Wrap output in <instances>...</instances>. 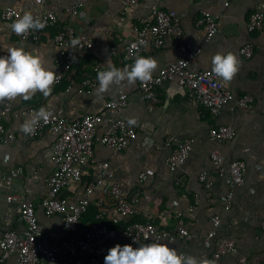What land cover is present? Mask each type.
Returning <instances> with one entry per match:
<instances>
[{
    "label": "crops",
    "instance_id": "obj_1",
    "mask_svg": "<svg viewBox=\"0 0 264 264\" xmlns=\"http://www.w3.org/2000/svg\"><path fill=\"white\" fill-rule=\"evenodd\" d=\"M227 1L228 5L225 6V0H140L137 7L125 10L121 0H57L55 9L61 22L71 21L73 26L79 27L82 24L80 19L71 18L69 12L72 7L81 5L80 10L85 19L89 20L80 32L90 38L94 46L85 57L78 59L77 69L73 73H78L79 69L80 75H76V80L72 79L75 83L92 76L90 74L96 64L102 65L105 70L113 65L120 69H130L135 59L125 61L122 57L110 56L106 47L128 42L132 38L131 26L139 18H149L153 8L175 10L181 20L182 41L202 49V53L191 65L192 70L212 68V59L218 53H232L237 57L240 62L239 71L226 84L235 97L250 95L253 98L249 111L232 103L225 106L219 115L211 116L206 109L195 103L191 93L180 87L176 80L158 89L161 102L153 109H148L137 82L127 84L124 91L128 93L129 100L122 116L127 123L129 120L136 121L134 125H128L135 129L137 138L123 152L95 144L94 158L109 164L115 174V182L121 185L128 197L139 190L141 195L138 205L142 211L153 216L157 226L175 231L179 221L190 223L189 228L197 234L194 240L162 243L175 248L178 254L193 256L199 264H211L212 247H205L202 237L210 229L212 216L218 214L222 223L215 241H233L235 252L212 264H239L240 259L245 260L244 264H264V32L249 33L246 30L249 15L258 8L264 9V0ZM13 5L22 15L42 13L44 10L34 5L32 0H15ZM202 11L218 15L220 22L218 33L208 42L205 41L204 31L194 24L195 18ZM12 23H0V56L8 55V49L13 47L23 48L30 53L38 51L45 67L55 73L56 48L52 43V31L47 30L39 43L20 41L11 31ZM246 44L253 48L250 59L243 58L239 53L240 48ZM176 49L177 42L168 38L160 49L151 48L143 56L156 61L157 67L152 75L176 60ZM66 83L69 84V78L48 96L37 91L31 94L30 99L18 97L9 101L14 111L44 107L47 111L60 112L62 116L76 120L86 114L100 112L103 103L115 98L120 89L113 86L98 97L95 94L98 86L79 95L74 88L67 92ZM1 108L0 104V111ZM26 120L15 119L12 115L3 119L5 128L13 131L17 139L10 145L0 142V239L9 229L19 234L24 231L18 208L5 201L6 196L16 194L35 206L43 239L60 243L68 238L62 231L61 217L55 215L48 218L41 208L46 193L45 180L53 172L51 156L54 135L45 131L37 138H29L20 131V125ZM218 125L232 126L235 137L222 144L211 142L208 131ZM168 137L178 141L192 138L195 141L187 161L175 172H169L164 163L168 150L163 144ZM212 150H218L226 162L242 160L246 164L244 183L237 189L233 206L228 212L222 209L221 198L225 186L211 165ZM14 168H21V174L7 186L4 180L8 179ZM143 172L147 178L143 183H138V176ZM201 172L213 181L211 202L202 198V186L197 181ZM94 175V165L86 166L81 182L70 185L64 191L65 196H80L84 187L93 181ZM196 195L201 197V205L189 214L187 207L193 203ZM90 205L97 214L93 221L95 224L91 223V226L99 225L102 221L109 222V218L115 214L112 200L103 194L101 188L94 190ZM97 216H102V220H97ZM89 224L85 223L84 229L80 225L79 233L87 230L85 228ZM108 227L112 229L109 224ZM103 241L111 247L131 244L119 241L115 236L104 237ZM131 245L138 247L142 244ZM59 254L64 258L62 252ZM0 264H16V260L10 258Z\"/></svg>",
    "mask_w": 264,
    "mask_h": 264
},
{
    "label": "built area",
    "instance_id": "obj_2",
    "mask_svg": "<svg viewBox=\"0 0 264 264\" xmlns=\"http://www.w3.org/2000/svg\"><path fill=\"white\" fill-rule=\"evenodd\" d=\"M14 1L0 0V23L14 22L23 16L13 5ZM139 1L121 0V5L125 10H130L137 7ZM32 3L44 9L42 13L31 14L34 18L38 17L44 22L45 27L39 31L32 30L22 36H17L20 41L29 40L39 43L49 28H58L52 36V43L56 48L54 64L57 74L56 81L52 85V89H54L71 72L73 62L93 50V41L80 32L82 26L89 20L85 19L80 10L81 5L72 7L69 12L71 18H78L82 23L79 27H75L71 21H60L55 9L57 0H32ZM224 5H228L227 0ZM194 24L204 31L206 42L215 36L220 28L218 15H213L208 11H202L195 18ZM246 30L249 33L264 32V9L258 8L249 15ZM130 33L132 38L124 45H107L106 50L110 56H119L125 61H132L138 56L148 54L151 48L160 49L168 38L177 42L175 61L160 69L149 80L136 81L148 109H153L161 102L158 89L172 80H176L180 87L187 89L195 103L206 109L211 116L219 115L225 106L232 103L243 110L249 111L252 108L253 98L250 95L235 97L227 84L214 74L212 68L201 71L191 69V65L202 53V49L182 41L181 20L175 10L153 8L149 18H139L136 24L131 26ZM73 40L78 43L73 44ZM140 41L145 43L141 44ZM134 43L137 44L136 48L131 47ZM239 53L243 58L250 59L253 56V48L250 44L243 45ZM104 70L102 65L96 64L93 67L92 76L77 83L69 78L66 91L70 92L74 88L79 95H84L99 86L96 76L99 71ZM126 85L125 81L122 85L116 86L120 88L117 95L115 98L105 101L100 112L86 114L81 118L71 120L62 116L60 112L49 111L52 116L48 121L40 120L35 132L27 135L29 138H37L45 131H50L54 135L51 156L53 172L45 180L46 193L42 198L41 208L48 218L55 215L61 217L62 231L68 238L60 243L46 242L43 239L42 226L36 215L35 206L20 195H8L5 201L18 208L24 231L19 234L9 229L3 233L0 239V262L14 258L16 264H104V257L112 248L103 241L107 236H115L119 241L134 245L162 244L164 241L173 243L177 240L185 243L197 237V234L189 228L190 223L185 224L179 221L175 231L157 226L153 216L140 209L138 204L141 193L139 190L128 197L121 185L115 182V174L109 164L104 161H96L94 158L95 144L123 152L137 138L135 129L128 125L122 116L129 100L128 93L124 91ZM0 104L2 105L0 142L10 145L16 141L17 136L13 131L5 128L3 119L7 115H12L15 119H31L35 117L39 109L28 107L14 111L9 100H4ZM235 135V129L229 125H218L208 131L210 141L216 144L231 141ZM194 142L192 138L178 141L174 137H168L165 140L163 145L167 148L168 153L164 158V163L169 172H175L185 164ZM210 161L216 175L224 183L225 193L221 198L222 209L224 212H228L233 206L237 189L244 183L246 164L242 160L226 162L218 150L211 151ZM90 164L95 167L93 181L84 187L80 196H65L64 191L70 185L81 182L83 169ZM20 174L21 168H14L4 183L9 186L11 180ZM146 178L145 172L140 173L138 183H143ZM197 181L202 186V198L211 202L213 181L204 172L198 175ZM96 188H101L103 194L111 198L115 214L109 218V222L100 221L99 225H92L80 234V220L90 206L91 196ZM200 205L201 197L196 195L193 203L187 207V212L191 214ZM178 214L180 215V213ZM135 216L140 217L141 220L127 223ZM97 220H102V216H97ZM109 223L113 225L124 223L125 226L117 230H110ZM210 223V229L204 233L202 241L205 247H212L211 261L215 262L235 252V247L233 241L230 240L215 241L217 231L222 223L220 215H213ZM61 252L64 258L60 257L59 253ZM244 263L245 260L240 259L239 264Z\"/></svg>",
    "mask_w": 264,
    "mask_h": 264
},
{
    "label": "clouds",
    "instance_id": "obj_3",
    "mask_svg": "<svg viewBox=\"0 0 264 264\" xmlns=\"http://www.w3.org/2000/svg\"><path fill=\"white\" fill-rule=\"evenodd\" d=\"M10 27L12 33L22 36L29 31L43 29L45 23L38 17L34 18L31 13H25ZM72 43L76 44L78 41L73 40ZM131 47L136 48L137 44L134 43ZM239 63L232 53H218L212 59V71L226 84L238 73ZM156 67L154 58L138 56L130 69L127 67L120 69L113 65L107 70L99 71L96 76L99 87L95 94L98 97L102 96L111 87L122 85L125 81L128 85L134 84L137 80L147 81L152 77ZM56 75L45 67L43 57L38 51L30 53L23 48H9L8 55L0 56V102L18 97L27 100L37 91L48 96L56 81ZM51 116V112L41 107L35 117L20 125V131L31 135L40 120L47 122ZM128 123L134 125L136 121L129 120ZM104 264H199V262L193 256L179 255L175 248H170L167 244L146 243L138 247L117 244L108 250Z\"/></svg>",
    "mask_w": 264,
    "mask_h": 264
},
{
    "label": "trees",
    "instance_id": "obj_4",
    "mask_svg": "<svg viewBox=\"0 0 264 264\" xmlns=\"http://www.w3.org/2000/svg\"><path fill=\"white\" fill-rule=\"evenodd\" d=\"M49 31L51 30L52 31V34L54 35L56 32H57V30H58V28L57 27H54V28H49L48 29ZM86 55H84V57H85ZM88 57V56H87ZM80 58H82V57H78L74 62H73V64H72V68H71V72L70 73H68L67 75H66V77L64 78V80H62L61 81V83L60 84H62L63 82H66V80H68V78H70V79H77L76 78V75H80L79 74V69H78V73H73V71H74V69H77L76 67L78 66V59H80ZM83 60H85V59H83ZM80 61V60H79ZM93 74V72L90 74V75H92ZM89 76V75H88ZM60 84L58 85V86H56L54 89H52V91L53 90H55V89H57V88H59V86H60ZM67 85H68V83H66V86H65V89L67 88ZM106 196H108V195H106ZM111 199V198H110ZM113 203V202H112ZM97 214L95 213V210L91 207V205L88 207V209H87V211L85 212V214L83 215V217L81 218V220H80V224H79V226L80 225H82L83 226V229H84V225H85V223H88V222H90V224H89V226H87L85 229H89L90 228V226H91V223H93V221H94V218H95V216H96ZM141 219H140V217H137V216H135V217H132L127 223H134V222H139ZM126 223V224H127ZM93 224H95V222L93 223ZM109 226L110 227H112V229L111 230H114L115 228H118V227H124L125 225H124V223H121V224H119V225H113V224H111V223H109ZM217 240H220V239H217ZM212 262L213 261H211V264H212Z\"/></svg>",
    "mask_w": 264,
    "mask_h": 264
}]
</instances>
